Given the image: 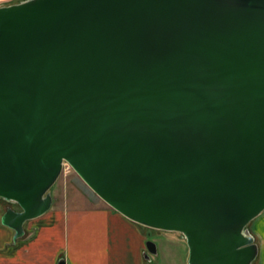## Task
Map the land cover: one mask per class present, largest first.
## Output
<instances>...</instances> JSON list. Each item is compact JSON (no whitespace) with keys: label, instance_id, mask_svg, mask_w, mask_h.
<instances>
[{"label":"water","instance_id":"water-1","mask_svg":"<svg viewBox=\"0 0 264 264\" xmlns=\"http://www.w3.org/2000/svg\"><path fill=\"white\" fill-rule=\"evenodd\" d=\"M64 162L128 220L180 234L187 264H253L264 0L0 6V200L16 206L1 224L13 243L50 210Z\"/></svg>","mask_w":264,"mask_h":264},{"label":"crops","instance_id":"crops-1","mask_svg":"<svg viewBox=\"0 0 264 264\" xmlns=\"http://www.w3.org/2000/svg\"><path fill=\"white\" fill-rule=\"evenodd\" d=\"M19 1L0 0V6ZM63 192L66 195L62 203L54 206L52 199L50 210L26 222L24 235L15 243L12 241L14 232L1 224V217L7 208L16 209V206L0 200V264L151 263L145 246L146 227L89 198H85L88 200L85 206L68 205L69 200L75 202L76 198L67 195L71 192L67 189ZM250 232L258 247L253 264H264V211L250 223Z\"/></svg>","mask_w":264,"mask_h":264},{"label":"rangeland","instance_id":"rangeland-1","mask_svg":"<svg viewBox=\"0 0 264 264\" xmlns=\"http://www.w3.org/2000/svg\"><path fill=\"white\" fill-rule=\"evenodd\" d=\"M79 177L73 172L71 167L66 166L55 184L50 189V194L53 199V205L59 206L62 203L66 192L65 189L71 191L67 192V195H71L76 198L75 202H70L68 205L85 206L88 204V200L92 199L96 204L100 206H107L102 202L84 183L80 181ZM80 182V183H79ZM79 183V184H78ZM80 189L85 192H77ZM77 190V191H76ZM148 233V241L154 242L156 245V255H150V264H187L188 263V247L185 240L175 232H165L146 228ZM250 232V224L248 225ZM251 233V232H250ZM172 240H169V239Z\"/></svg>","mask_w":264,"mask_h":264},{"label":"built area","instance_id":"built-area-1","mask_svg":"<svg viewBox=\"0 0 264 264\" xmlns=\"http://www.w3.org/2000/svg\"><path fill=\"white\" fill-rule=\"evenodd\" d=\"M66 166H68L69 167V165L67 164V163H63V165H62V170H64V167H66Z\"/></svg>","mask_w":264,"mask_h":264},{"label":"trees","instance_id":"trees-1","mask_svg":"<svg viewBox=\"0 0 264 264\" xmlns=\"http://www.w3.org/2000/svg\"><path fill=\"white\" fill-rule=\"evenodd\" d=\"M113 210V209H112Z\"/></svg>","mask_w":264,"mask_h":264}]
</instances>
